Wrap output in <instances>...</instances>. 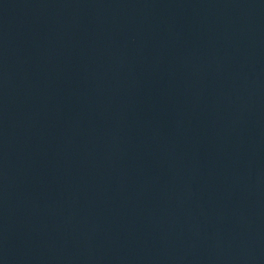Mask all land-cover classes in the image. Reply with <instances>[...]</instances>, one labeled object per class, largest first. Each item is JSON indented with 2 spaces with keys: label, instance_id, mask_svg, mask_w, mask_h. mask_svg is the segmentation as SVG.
<instances>
[{
  "label": "water",
  "instance_id": "95a60500",
  "mask_svg": "<svg viewBox=\"0 0 264 264\" xmlns=\"http://www.w3.org/2000/svg\"><path fill=\"white\" fill-rule=\"evenodd\" d=\"M0 264H264V0H0Z\"/></svg>",
  "mask_w": 264,
  "mask_h": 264
}]
</instances>
